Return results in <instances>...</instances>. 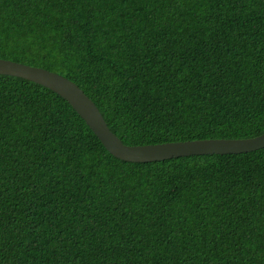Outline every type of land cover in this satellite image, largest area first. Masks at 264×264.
<instances>
[{
  "label": "trees",
  "instance_id": "obj_1",
  "mask_svg": "<svg viewBox=\"0 0 264 264\" xmlns=\"http://www.w3.org/2000/svg\"><path fill=\"white\" fill-rule=\"evenodd\" d=\"M0 59L75 83L128 146L264 133V0H0ZM0 264H264V148L122 161L0 75Z\"/></svg>",
  "mask_w": 264,
  "mask_h": 264
},
{
  "label": "water",
  "instance_id": "obj_2",
  "mask_svg": "<svg viewBox=\"0 0 264 264\" xmlns=\"http://www.w3.org/2000/svg\"><path fill=\"white\" fill-rule=\"evenodd\" d=\"M0 75L16 77L40 85L65 100L84 121L112 157L131 163L167 159L242 154L264 148V133L249 139H207L156 145L128 146L114 135L95 104L72 81L51 71L0 59Z\"/></svg>",
  "mask_w": 264,
  "mask_h": 264
}]
</instances>
